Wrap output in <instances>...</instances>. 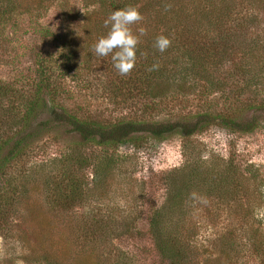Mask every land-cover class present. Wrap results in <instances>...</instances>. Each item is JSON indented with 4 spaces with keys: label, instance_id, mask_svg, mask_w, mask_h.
Here are the masks:
<instances>
[{
    "label": "trees",
    "instance_id": "obj_1",
    "mask_svg": "<svg viewBox=\"0 0 264 264\" xmlns=\"http://www.w3.org/2000/svg\"><path fill=\"white\" fill-rule=\"evenodd\" d=\"M55 1L0 0V46L7 40L5 28L17 15L44 14ZM81 1L86 8L81 20L76 14L70 16L65 6V14L73 21L65 27V33L59 35L64 46L57 58L64 63V74L82 73L86 66L97 68L103 72L102 85L115 99L149 97L162 100L170 94L194 93L198 88L205 94L222 92L231 99L229 110L215 114L205 111L161 121L149 117L115 122L92 118L72 112L62 104L60 98L67 89L55 78L54 66L50 63H54L52 56L39 57L35 76L18 93L13 84L0 81V174H6L10 165L22 161L44 134L55 132L62 136L65 150L59 156L29 167L23 163V167L17 169L15 180L7 183V191L0 192V229L8 231L13 216L24 212L19 204L30 184L42 186L45 200L55 211H70L101 200V186H106L107 175L118 156L110 153L101 160L96 159L86 151L89 145L116 149L125 143L139 145L147 136L158 139L173 134L189 136L217 121L232 129L250 131L264 115L256 112L264 111V98L259 103L243 98L264 85V0ZM128 6L137 7L144 16L140 24L133 25V31L143 27L146 35L140 38L134 69L121 76L111 56H96L93 47L109 30L104 26L105 19L113 11ZM52 31L41 30L46 36L55 35ZM160 34L172 40L171 47L163 53L154 47ZM230 81L232 83L227 86ZM250 110H254L250 118L241 119L245 111ZM40 116L44 118L38 120ZM199 166L192 165L193 168L178 178L183 168L168 173L166 198L152 213L150 232L157 252L167 264H213L211 258L202 262L200 256L203 254L193 244L191 237L197 227L188 226V234L184 232L183 218L188 211L185 196L193 201V190L203 188L209 195L217 190L223 197L220 184L222 180L225 182L224 178L229 180L232 176L229 167L223 174L213 170V166L201 174ZM89 167L93 169L94 187H90L87 179ZM179 180L184 181L180 183ZM102 183L104 185H100ZM228 187L232 194L238 192L235 187ZM111 213L89 211L75 224L72 219L65 221L71 229L65 237L71 246L70 253H77L78 248L83 252L78 260L91 257L97 259L96 264H134L132 256L124 250L117 249L114 254L100 250V245L110 236L122 235L131 229V223L125 224L124 219L119 220ZM256 251H262L260 245L256 246ZM37 258L48 264H67L55 251L46 249L36 258L31 254L26 259Z\"/></svg>",
    "mask_w": 264,
    "mask_h": 264
},
{
    "label": "rangeland",
    "instance_id": "obj_2",
    "mask_svg": "<svg viewBox=\"0 0 264 264\" xmlns=\"http://www.w3.org/2000/svg\"><path fill=\"white\" fill-rule=\"evenodd\" d=\"M65 6L70 16L76 14L78 20L82 19L86 8L81 0H56L44 14L17 15L8 24L4 31L6 43L0 46V81L13 84L18 93L35 76L37 59L51 54L55 78L67 89L61 102L72 112L115 122L147 117L172 120L205 111L215 114L229 110L231 99L222 92L205 94L198 88L194 93L170 94L162 100L115 99L102 85L103 72L97 68L82 66V73L64 74L61 70L64 63L57 58L64 46L59 35H63L65 27L73 21L65 14ZM43 28L52 29L55 35H44ZM258 89L243 98L259 103L264 98V85ZM253 111H245L241 119L250 118ZM256 112L264 114L262 110ZM260 119L257 127L250 131L232 129L217 121L189 136L173 134L165 139L147 136L139 145L125 143L116 149L89 145L86 151L96 159L110 153L118 156L107 175L106 186H101L103 198L70 211H55L45 200L41 185H28L19 204L24 212L13 216L8 231L0 229V264H48L41 258L26 259L31 254L36 258L43 249L55 251L67 264H96L97 259L91 257L78 260L83 252L78 248L80 256L70 253L71 246L65 238L71 230L65 221L72 219L75 224L89 211L112 212L113 217L124 219L125 224L131 223L129 231L110 236L100 245V250L113 254L117 249L124 250L132 256L134 264H167L157 252L150 232L152 213L166 198L168 173L183 168L178 178L197 164L201 165V174L211 166L221 174L229 167L232 176L229 180L224 178L225 182L222 180L220 184L223 197L217 190L209 195L203 188L193 190V201L185 196L188 211L183 218L184 232L188 234V226L197 227L191 239L203 254H200L201 261L211 258L213 264H264V221L254 216L256 208L264 207V115ZM65 145L63 137L55 132L41 136L22 161L10 165L6 174H0V192L7 191L8 181L15 180L17 169L23 167V163L29 167L59 156ZM86 175L90 187H94L92 167L86 170ZM228 186L238 192L232 194ZM259 245L260 253L256 251ZM207 249L208 252L203 251Z\"/></svg>",
    "mask_w": 264,
    "mask_h": 264
},
{
    "label": "clouds",
    "instance_id": "obj_3",
    "mask_svg": "<svg viewBox=\"0 0 264 264\" xmlns=\"http://www.w3.org/2000/svg\"><path fill=\"white\" fill-rule=\"evenodd\" d=\"M143 20V14L135 6L113 11L104 21V26L109 30L94 44L93 54L99 57L111 56L113 66L121 76L130 74L136 64L140 38L146 35L145 28L141 27L134 32L133 25L140 24ZM171 45V38L164 34L158 35L154 42V47L161 53ZM254 216L257 220L264 221V207L256 208Z\"/></svg>",
    "mask_w": 264,
    "mask_h": 264
}]
</instances>
